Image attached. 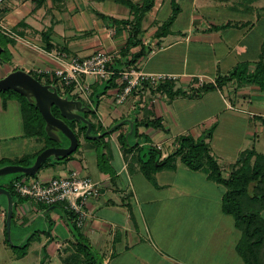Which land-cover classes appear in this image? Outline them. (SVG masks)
Returning a JSON list of instances; mask_svg holds the SVG:
<instances>
[{
	"label": "crops",
	"instance_id": "obj_1",
	"mask_svg": "<svg viewBox=\"0 0 264 264\" xmlns=\"http://www.w3.org/2000/svg\"><path fill=\"white\" fill-rule=\"evenodd\" d=\"M5 1L1 25L14 35L13 44L6 45L13 64L0 67L5 73L56 69V51L87 58L99 50L121 55L126 49L129 34L127 25L120 22L130 21L132 15L115 0H65L58 7L49 1L39 7L30 1ZM130 1L140 5L143 0ZM165 1L155 0L142 20L140 39L147 55L135 65L148 74L181 76L171 83L183 95L170 99L153 89L143 102L142 93L133 91L123 104H116L115 81L104 91L105 82L85 78L91 94L81 101L95 108L88 114L95 129L92 134H104L118 126L100 140L79 137L77 150L67 160L40 168L35 176L16 174L10 183L27 178L48 181L71 171L97 182L100 196L87 201L88 219L78 229L95 264H243L235 252L240 233L233 222L229 224L230 216L221 211L225 189L209 180L205 172L191 171L178 159L175 169L158 171L150 181L141 172L139 160L147 159L145 150L142 153L145 146H159L162 160L178 147L179 137L198 139L212 126V137L205 142L224 177L243 151L254 149L264 155V121L259 117L264 110V91L251 84H237L235 79L218 90L197 95L189 89L196 76H204L207 84H212L217 76H228L241 64L248 65V72L253 70L264 50V6L240 9L229 4L226 7L233 19L203 17L191 9L187 19L179 13L170 32L157 39L155 33L166 20L156 17ZM209 1L192 0V7L209 8ZM255 28L261 30L260 36L247 42ZM150 48L155 52L148 56ZM139 51L140 46L130 48L122 57L123 65L115 68L127 67L124 62ZM8 103H15L21 116L16 100L6 102L2 111L6 113ZM127 120L133 122L131 132ZM145 120H158L160 125H137ZM17 138L19 146L14 143L11 152L20 146L26 151L0 160L27 158L31 166L45 142L25 137L23 126ZM49 208L21 198L15 201L13 243L22 245L29 239L25 254L19 257L22 251H13L4 242L6 210L0 207V264H63L77 253L64 209Z\"/></svg>",
	"mask_w": 264,
	"mask_h": 264
},
{
	"label": "trees",
	"instance_id": "obj_2",
	"mask_svg": "<svg viewBox=\"0 0 264 264\" xmlns=\"http://www.w3.org/2000/svg\"><path fill=\"white\" fill-rule=\"evenodd\" d=\"M23 1H30L37 7L48 1L56 7L64 4L65 2V0ZM115 1L127 7L132 15V19L130 21L120 22L124 25H127L129 35L126 49L123 54L121 53V60H115L110 65L111 69H113L115 72H118L119 70H117L115 67H121V65H123L122 57L124 58L126 53L128 55L130 48L140 46V51L132 56L130 61L124 62V65H135V63L140 58L147 55L146 48L142 45V41L140 39L141 23L145 15L153 9L155 0H143L140 5L133 4L130 0ZM170 4L172 7L171 16L157 29L155 33V38L157 39L165 37L170 32V28L179 13L176 0H170ZM13 42L14 41L12 38L0 33V45L4 50L2 54H5L4 58L1 55V62L7 63V61L11 59L5 46L7 44H13ZM29 74L43 84H55L48 78L44 79L43 81V77H37L31 73ZM114 79L105 82V85H107L104 87V91L115 85ZM231 79H235L237 82L241 81L242 83L254 85L264 91V50L261 52L258 61L254 63L253 70L251 72H248V66L246 64H241L237 66V68L228 76H217L214 84H205L197 90H192L193 95L200 94V92L205 93L218 90ZM56 88L61 95L60 89L58 87ZM156 91L164 92L170 99L174 98L175 96L183 95V92L180 89L174 90V84L171 82L160 84L156 88ZM1 95L4 97V101L2 102L3 109L6 108V102L8 100H16L19 103L25 137L43 140L45 145L41 151L49 147H58L55 142L51 141L46 136L44 131L45 123L40 113L34 108L33 105L29 104L25 98L12 91L1 92ZM69 99L79 100L78 98L74 97ZM94 103L97 104L96 101H94ZM52 113L55 117H59V112L55 107L52 108ZM91 116L94 117V114ZM86 117L88 118V114ZM67 124L73 130L77 139L79 137L84 138L86 130L85 126L79 125L75 121L67 122ZM137 125H143L145 127H159L160 124L158 120H145L144 122L141 121L137 123ZM91 127L92 131H94V125L92 123ZM213 131L214 126L208 129L198 139H193L190 136L179 137L177 139L178 147L173 153L166 156L162 160H160L161 154L158 150L153 147H143L142 149L145 150L147 159L139 160L140 170L148 180L152 181L153 175L156 172L163 169H175V164L178 159L191 171L205 172L209 180L221 185L225 189L221 201V211L223 214L232 217L234 228L240 233L239 240L235 245L236 254L242 260L243 264H264V219L261 217V212L264 211V155L258 154L254 149L243 151L239 155L229 176L224 177L218 163L210 154L208 142H205L206 140L211 139ZM130 151L131 150L129 149L128 152ZM67 159L68 158H64L57 162L47 160L43 163L41 168L56 165L60 163V161L62 162ZM4 162L5 159L0 160V165L4 164ZM11 164L23 165L26 167L29 166L31 162L25 158L22 160L13 161ZM12 183H9L5 189L11 194L14 206L15 201L20 198L16 196L15 192L13 191ZM21 200L23 201L24 199ZM56 207L61 208L59 206ZM63 213L68 220V225L71 229V232L73 233L75 247L77 249V253L72 254L70 257L64 259L63 264H95V257L91 254L90 247L83 240L78 228L74 224L72 215L66 210H63ZM13 216L14 213L12 215V220ZM4 242L11 250L14 251L18 249L22 251L21 254H19V257H22L25 254L26 248L29 245L28 239L26 243L19 246V248L11 246L6 239V233Z\"/></svg>",
	"mask_w": 264,
	"mask_h": 264
},
{
	"label": "built area",
	"instance_id": "obj_3",
	"mask_svg": "<svg viewBox=\"0 0 264 264\" xmlns=\"http://www.w3.org/2000/svg\"><path fill=\"white\" fill-rule=\"evenodd\" d=\"M3 3L4 0H0V11ZM0 33L14 38V35L6 32L1 25V18ZM154 52L155 49L150 48L148 56ZM53 56L58 61V67L53 70H33L34 75L43 77V81L48 78L62 93L85 101L91 94L90 86L85 82L87 76L93 77L100 83L115 77L117 86L114 101L116 104H123L133 91L141 92V100L145 102L146 97H150L151 90L156 89L160 84L176 82L181 78L171 74L144 73L137 65L127 66L115 72L110 65L115 60H121V55L117 52L109 53L99 50L87 58H78L56 51ZM205 84L207 79L204 76H196L191 81L189 89L197 90ZM259 117L264 121V110ZM156 149L160 151L159 146ZM12 186L16 196L21 199L48 207L59 206L68 211L78 229L82 228L88 219L85 209L87 201L100 196L99 184L89 177L81 176L76 171H71L65 176L53 177L48 181L33 178L15 180ZM58 247L60 248V245Z\"/></svg>",
	"mask_w": 264,
	"mask_h": 264
},
{
	"label": "water",
	"instance_id": "obj_4",
	"mask_svg": "<svg viewBox=\"0 0 264 264\" xmlns=\"http://www.w3.org/2000/svg\"><path fill=\"white\" fill-rule=\"evenodd\" d=\"M3 48L0 45V61ZM12 91L33 105L40 113L45 126L44 131L46 136L58 147H49L41 151L34 159L33 164L29 167L16 165H5L0 167V177L10 174H21L27 176H35L43 163L47 160L57 162L61 159L71 156L78 147V139L73 130L68 126L67 122L75 121L79 125L86 127L85 138L87 140H100L104 135L109 134L118 126L115 125L106 133L92 135V127L87 114L95 112V108L85 106L81 100L69 99L68 95L61 96L57 88L52 84H43L31 76L24 70H14L8 72L0 78V92ZM55 107L59 112V117H55L52 113V108ZM130 125V132L133 129V122L127 120ZM67 142V146H59ZM0 196L6 198V215H5V233L6 239L13 247H19L11 242V221L13 215V198L11 194L0 187ZM57 209L50 207L49 210Z\"/></svg>",
	"mask_w": 264,
	"mask_h": 264
},
{
	"label": "rangeland",
	"instance_id": "obj_5",
	"mask_svg": "<svg viewBox=\"0 0 264 264\" xmlns=\"http://www.w3.org/2000/svg\"><path fill=\"white\" fill-rule=\"evenodd\" d=\"M4 3L6 4V3H8V1H5ZM176 4H177V8H179L180 16L183 19L188 18V15H189V12L191 9L194 10V12L196 14L201 15L203 17H209L210 16L212 18L216 17V18L220 19V18H223L225 16L224 17L225 19H227V18L233 19L234 14L232 13V11L229 10V7H226L229 4L233 5V7L237 6L240 9H246V8H251V7L256 8L258 6H264V0H230V1H228V0H210L209 6L211 8L210 7L209 8H200L197 5L196 6L197 8H195V9H193V7H192V0H176ZM161 5H162V3H161ZM222 5H224V6H222ZM171 13H172L171 4H169V0H166L163 3L162 7L160 8L156 19L158 21H161V22L165 21V20H167L168 15L171 16ZM179 13H178V15H179ZM260 34H261V30L259 28L258 29L255 28L251 31L250 34L247 35L246 41L247 42L251 41L252 39H254L256 37H259ZM3 46H4V43H3ZM6 47L7 46H5V48ZM1 55L3 58L5 57V54H1ZM0 64L2 65V66H0L2 68L6 64L9 65V64H13V63H11V60H9V61H7V63L0 61ZM6 73H5V71H0V78L3 77ZM86 78L91 80V78H93V77L87 76ZM90 80H88V81H90ZM239 82H237V84L242 83L241 81H239ZM99 89H100V91L102 90L101 87ZM5 98L7 99L6 96H5ZM3 101H4V97L1 95V92H0V158H13V157H15L16 154H18L24 150V148H21V146H20L19 148L13 149L11 152V149L13 148L12 145L14 143H16V145H17L19 142V141H17L18 140L17 137H18L20 131L22 130V120H21V116L19 114L18 107L15 103H8L7 111H6V113H4V111H2L3 110V107H2ZM8 101H10V100H8ZM12 137H14V138H12ZM81 140L86 141L87 139L81 137ZM29 142L31 143L32 141H29ZM66 143L67 142L64 141V143L62 145H59V146H64V145H66ZM31 144H33V143H31ZM17 146H19V145H17ZM24 151H26V150H24ZM7 152L9 154H6ZM142 153H144V150L142 151ZM11 161H12L11 159H5V162L2 165L3 166L8 165L6 163H11ZM222 162L223 161H221V163ZM2 165H0V167ZM15 175L16 174H10V175L0 177V186L9 184L13 180ZM0 207L3 210H6V198L4 196H0ZM261 217L264 219V211L261 212ZM229 220H230L229 224H230V222H233L232 217H230ZM14 234H15V229H14V227H11V242H15Z\"/></svg>",
	"mask_w": 264,
	"mask_h": 264
},
{
	"label": "flooded vegetation",
	"instance_id": "obj_6",
	"mask_svg": "<svg viewBox=\"0 0 264 264\" xmlns=\"http://www.w3.org/2000/svg\"><path fill=\"white\" fill-rule=\"evenodd\" d=\"M67 145H65V147H66Z\"/></svg>",
	"mask_w": 264,
	"mask_h": 264
}]
</instances>
